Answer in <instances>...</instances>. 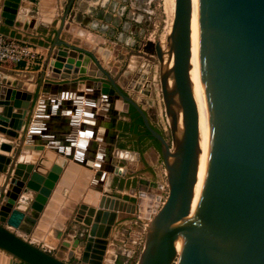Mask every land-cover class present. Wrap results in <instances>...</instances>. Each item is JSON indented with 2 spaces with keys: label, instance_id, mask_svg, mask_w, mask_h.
Instances as JSON below:
<instances>
[{
  "label": "water",
  "instance_id": "95a60500",
  "mask_svg": "<svg viewBox=\"0 0 264 264\" xmlns=\"http://www.w3.org/2000/svg\"><path fill=\"white\" fill-rule=\"evenodd\" d=\"M26 1L0 0V24L11 27ZM74 2L67 0L54 18L55 0H39V15L57 21L39 75L46 70L49 78L65 81L86 75L109 112L132 108L158 144L164 182L139 180L126 199L103 189L94 175L72 215L81 231L68 243L57 228L49 229L57 249L77 247L80 263L101 264L118 211L144 222L134 264H264V0H174L172 19L152 44L160 98L151 96L154 102L130 95L124 80L117 82L115 65L106 68L103 58L59 38L73 27L65 19ZM7 74L13 80L0 78V133L9 137H0V264H71L17 232L28 234L35 225L61 169L53 164L41 174L28 154L48 145L61 155L67 150L73 162L99 165L81 162L72 142L51 146V139L33 137L34 97L16 80L28 73ZM157 105L169 139L149 123L159 119ZM72 112L78 114L76 105ZM73 127L71 134L87 135ZM26 134L34 142L23 144ZM117 155L122 152L114 148ZM109 159L105 170L123 177L125 169ZM193 188L198 198L177 252L174 224L189 213ZM90 191L93 201L86 200Z\"/></svg>",
  "mask_w": 264,
  "mask_h": 264
},
{
  "label": "crops",
  "instance_id": "0c3cea01",
  "mask_svg": "<svg viewBox=\"0 0 264 264\" xmlns=\"http://www.w3.org/2000/svg\"><path fill=\"white\" fill-rule=\"evenodd\" d=\"M66 2L67 0H55L54 18H57ZM40 6L42 5L39 4V0H27L25 8H18L20 12L18 14L22 17L16 18L11 27L0 24V33L30 43L34 51L33 58L29 61H20L15 64L0 63V78L13 80V76L7 74L9 70L27 72V79L17 78L16 80L21 84L23 91L31 92L34 97L32 120L36 118L33 120L36 121L33 137L37 140L44 137L51 139L55 142V145L51 146L65 145V140L70 144L72 142L73 147L76 145L74 155L76 154L81 162L89 165L95 163L99 165V168L94 169L73 162L71 157L65 156L67 150L61 155L50 149L48 145H42L43 148L38 155L28 154L30 162L35 166L39 165L37 171L41 174H45L53 164H61V169L35 225L31 227L28 234L17 232L48 252H59L61 258L68 263L83 264L76 258V256L79 257L77 247L74 250H70L69 246L62 250L57 249L58 240L49 233V229L57 228L62 232L63 239H68V243L77 232L81 231L72 221V215L77 202L89 188L92 177L99 174L103 189L108 190L112 195L129 199L128 191L132 187L135 188L139 180L154 179L163 183L164 170L156 146L157 142L147 134L139 116L132 108H128L127 112L114 110L109 112L108 107L100 105L99 91L93 87L94 81L86 75H76L74 80L67 79V81L49 78L46 70L43 76L39 75L42 72L46 52L44 46L50 43L53 29L57 25V21L53 24L47 17L39 15ZM39 16L40 19H38ZM68 16L65 19L66 22H68ZM86 18L81 13L77 19L80 23L73 26L84 30L85 34L72 33L67 39L66 30L62 29L59 38L89 50L87 37L89 35L90 38L93 33L81 27L83 24H90ZM96 36L94 41L98 39V35ZM76 38L79 39L78 43L73 42ZM117 82L120 83L119 80ZM87 100H94L96 103L87 106ZM75 105L79 110L78 114L72 112ZM84 107L88 108L87 111L83 109ZM148 120L154 129L166 136L167 129L159 120L152 121L150 118ZM72 127L78 132L87 131V135H79L76 132L71 134ZM81 127L82 130H80ZM27 128H29L28 124ZM27 136V134L24 136L23 144L34 142L32 140L28 142ZM0 137L9 138L2 133ZM37 140L36 142H40ZM114 148L122 152L121 157L120 155L112 156ZM109 158L114 159L118 166L121 165V168L125 169L123 177L105 170L104 166L109 165ZM2 180L3 176L0 177L1 182ZM143 223V220H137L132 215L116 211L114 224L107 235L108 242L101 264H114L117 253L124 255V260L120 264H125L134 253L137 256L141 249ZM123 230H126V234H123ZM69 252L73 256L70 257Z\"/></svg>",
  "mask_w": 264,
  "mask_h": 264
},
{
  "label": "rangeland",
  "instance_id": "374dc122",
  "mask_svg": "<svg viewBox=\"0 0 264 264\" xmlns=\"http://www.w3.org/2000/svg\"><path fill=\"white\" fill-rule=\"evenodd\" d=\"M165 1L75 0L68 16L69 27L80 23L75 20L76 13H82L87 17L86 21L90 24L81 25L93 33L90 38L89 35L87 37L89 42L87 48L98 59H104L106 68L115 65L121 77L119 81L124 80L125 90L137 100H147L150 97V100L154 102L151 96H154L155 100H160L157 95L159 92L158 63L151 44L172 19L168 13L170 4L168 0L167 4ZM72 28L74 31L77 30L75 33L77 35L85 34L82 29ZM66 33L69 39L72 31L66 29ZM96 35L98 39L94 41ZM78 40L76 38L73 42L78 43ZM144 90L149 91L148 96L143 94ZM159 107L157 105V117L163 123L160 119L162 107L161 105ZM165 138L169 139L168 130ZM123 258V254L117 253L114 264H120ZM136 258L134 253L125 264H134Z\"/></svg>",
  "mask_w": 264,
  "mask_h": 264
},
{
  "label": "built area",
  "instance_id": "2783aa9c",
  "mask_svg": "<svg viewBox=\"0 0 264 264\" xmlns=\"http://www.w3.org/2000/svg\"><path fill=\"white\" fill-rule=\"evenodd\" d=\"M33 55L34 51L30 43L0 33V63L15 64L20 61H29ZM162 124L167 129L164 119Z\"/></svg>",
  "mask_w": 264,
  "mask_h": 264
},
{
  "label": "bare ground",
  "instance_id": "6f19581e",
  "mask_svg": "<svg viewBox=\"0 0 264 264\" xmlns=\"http://www.w3.org/2000/svg\"><path fill=\"white\" fill-rule=\"evenodd\" d=\"M167 1V0H166ZM165 1V3H166ZM167 4V3H166ZM168 4H170V9L168 11L170 17H172L173 15V5H174V0H168ZM169 8V5H168ZM168 15V16H169ZM170 21V20H169ZM72 33H77L74 31V29H71ZM82 64L80 62V65L77 66L78 69L82 68ZM94 197V193L93 192H89L88 195L86 196V200L87 201H93ZM197 194L193 188V194H192V200H191V205H190V210L189 213L184 215L179 221H177L174 224V228H175V239H174V244H175V249L178 252L181 245L183 244L185 237L187 236V232L191 223V215L193 213V210L195 208L196 202H197Z\"/></svg>",
  "mask_w": 264,
  "mask_h": 264
},
{
  "label": "trees",
  "instance_id": "16d2710c",
  "mask_svg": "<svg viewBox=\"0 0 264 264\" xmlns=\"http://www.w3.org/2000/svg\"><path fill=\"white\" fill-rule=\"evenodd\" d=\"M152 45V44H151ZM141 121V120H140ZM156 146L158 147V144L156 143Z\"/></svg>",
  "mask_w": 264,
  "mask_h": 264
}]
</instances>
